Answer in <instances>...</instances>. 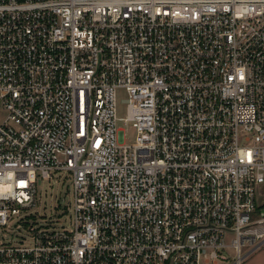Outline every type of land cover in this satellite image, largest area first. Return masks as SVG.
I'll list each match as a JSON object with an SVG mask.
<instances>
[{
	"label": "built area",
	"instance_id": "built-area-1",
	"mask_svg": "<svg viewBox=\"0 0 264 264\" xmlns=\"http://www.w3.org/2000/svg\"><path fill=\"white\" fill-rule=\"evenodd\" d=\"M0 110V264H242L264 244V0H0ZM60 174L68 229L29 213Z\"/></svg>",
	"mask_w": 264,
	"mask_h": 264
},
{
	"label": "rangeland",
	"instance_id": "rangeland-1",
	"mask_svg": "<svg viewBox=\"0 0 264 264\" xmlns=\"http://www.w3.org/2000/svg\"><path fill=\"white\" fill-rule=\"evenodd\" d=\"M124 99L125 95L122 92H119L117 96V115L119 118L125 117V104L123 103ZM2 117L3 112L0 110V120ZM118 126L122 127V123H118ZM125 130L127 137L126 142H133V138L135 136L134 130L130 125L125 128ZM68 187L69 182L61 174L60 178H55L52 180L38 178L36 183L35 206L29 211V213L37 222H40L44 219H51L53 222L58 224L57 226L62 225L67 229L70 228L69 216L72 211V197L71 189ZM66 205L68 206L69 213L67 215H62L63 207ZM258 205H264V196L259 198ZM16 222V220H13V223L10 225L11 229H14ZM229 256L232 260L233 255ZM263 262L264 244L249 257H247L242 264H263Z\"/></svg>",
	"mask_w": 264,
	"mask_h": 264
},
{
	"label": "trees",
	"instance_id": "trees-1",
	"mask_svg": "<svg viewBox=\"0 0 264 264\" xmlns=\"http://www.w3.org/2000/svg\"><path fill=\"white\" fill-rule=\"evenodd\" d=\"M259 209H262V210H264V205H263V206H261Z\"/></svg>",
	"mask_w": 264,
	"mask_h": 264
},
{
	"label": "crops",
	"instance_id": "crops-1",
	"mask_svg": "<svg viewBox=\"0 0 264 264\" xmlns=\"http://www.w3.org/2000/svg\"><path fill=\"white\" fill-rule=\"evenodd\" d=\"M263 264H264V262H263Z\"/></svg>",
	"mask_w": 264,
	"mask_h": 264
}]
</instances>
